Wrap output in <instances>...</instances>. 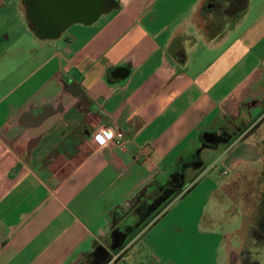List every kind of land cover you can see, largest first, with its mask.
<instances>
[{
	"label": "crops",
	"instance_id": "1",
	"mask_svg": "<svg viewBox=\"0 0 264 264\" xmlns=\"http://www.w3.org/2000/svg\"><path fill=\"white\" fill-rule=\"evenodd\" d=\"M12 3L0 0V264H156L165 232L213 247L212 264H256L264 0H113L53 38L24 9L12 21ZM201 186L194 222L174 223ZM235 196L245 219L223 225Z\"/></svg>",
	"mask_w": 264,
	"mask_h": 264
},
{
	"label": "rangeland",
	"instance_id": "2",
	"mask_svg": "<svg viewBox=\"0 0 264 264\" xmlns=\"http://www.w3.org/2000/svg\"><path fill=\"white\" fill-rule=\"evenodd\" d=\"M13 5L9 6V10L13 13L11 15L12 21L17 20L19 18V12L22 13V9L19 6V3L21 4V0H11ZM15 3V4H14ZM27 20V19H26ZM11 28L12 33V39L11 43L15 41V37L18 33H22V30L17 26V22H15V26L13 27V24H9ZM15 28V30H14ZM19 28V29H18ZM19 30V31H18ZM65 30V29H64ZM63 30V31H64ZM61 31V32H63ZM5 44L6 42L0 41V44ZM209 165V164H206ZM217 176L220 177L219 173H216ZM228 178V177H227ZM207 188V186H205ZM204 187L201 186V188H197L194 190V195H189L185 200H183L181 203H179L175 208L178 209L179 212L185 211L186 214H188L189 217H186L184 219H174V223H178L180 225L188 226L194 222L195 218L199 214V211L202 208L203 205V197H201V194L203 193ZM195 196L197 201H195ZM238 196H235L234 199L236 202V206L238 209V213L233 218L224 217L223 218V225L228 221L229 219L235 220L238 224L242 222L243 219H245L244 214L242 213V200L237 199ZM189 198V199H188ZM226 204L224 203V207ZM174 207V206H173ZM171 207V208H173ZM242 208V209H241ZM230 226H232L230 224ZM230 226L226 225L224 226V230L229 228ZM162 236L158 237L157 242L163 243L165 242V246L161 245L158 247V249L154 252L153 251V258H156L155 261L156 264H160L163 260H169L170 264H212L214 262V256L215 252L214 250L211 252V248L213 247H199L196 246L194 242L190 243V246L185 242V235L186 234H175L170 232H165L163 234H160ZM196 232H193L189 234L192 238L196 236ZM213 242V241H212ZM257 238H255V244L252 250L251 259L256 262V264H264V237L257 242ZM208 244V243H207ZM210 246V245H209ZM216 252H219L216 250ZM144 253L146 254L147 251L144 250ZM253 263V262H251Z\"/></svg>",
	"mask_w": 264,
	"mask_h": 264
},
{
	"label": "water",
	"instance_id": "3",
	"mask_svg": "<svg viewBox=\"0 0 264 264\" xmlns=\"http://www.w3.org/2000/svg\"><path fill=\"white\" fill-rule=\"evenodd\" d=\"M38 15L30 27L42 38H53L74 22L89 24L102 12L100 0H37ZM110 259V258H109ZM108 259V260H109Z\"/></svg>",
	"mask_w": 264,
	"mask_h": 264
},
{
	"label": "built area",
	"instance_id": "4",
	"mask_svg": "<svg viewBox=\"0 0 264 264\" xmlns=\"http://www.w3.org/2000/svg\"><path fill=\"white\" fill-rule=\"evenodd\" d=\"M95 135L102 143L111 141L116 146H122L126 141L124 132L112 127H99L96 129Z\"/></svg>",
	"mask_w": 264,
	"mask_h": 264
},
{
	"label": "flooded vegetation",
	"instance_id": "5",
	"mask_svg": "<svg viewBox=\"0 0 264 264\" xmlns=\"http://www.w3.org/2000/svg\"><path fill=\"white\" fill-rule=\"evenodd\" d=\"M21 2L23 5L25 18L27 19V21L29 23L34 25L32 23V20L36 19L37 15H38L37 10H38V6L40 5L41 2H39L37 0H21ZM100 2L102 5V11H103V10L107 9L108 6L111 5L113 0H100Z\"/></svg>",
	"mask_w": 264,
	"mask_h": 264
},
{
	"label": "trees",
	"instance_id": "6",
	"mask_svg": "<svg viewBox=\"0 0 264 264\" xmlns=\"http://www.w3.org/2000/svg\"><path fill=\"white\" fill-rule=\"evenodd\" d=\"M236 1H239V2H241L243 4H246L247 3V0H236Z\"/></svg>",
	"mask_w": 264,
	"mask_h": 264
}]
</instances>
